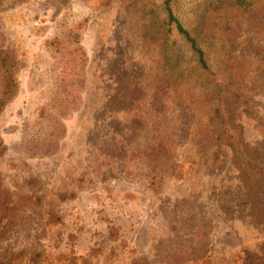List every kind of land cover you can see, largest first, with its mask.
Returning a JSON list of instances; mask_svg holds the SVG:
<instances>
[{"label": "rangeland", "instance_id": "rangeland-1", "mask_svg": "<svg viewBox=\"0 0 264 264\" xmlns=\"http://www.w3.org/2000/svg\"><path fill=\"white\" fill-rule=\"evenodd\" d=\"M141 3L0 0V51L14 82L0 110V181L9 206L0 261L264 264V202L262 215L251 214V195L208 115L226 106L224 118L264 152V0L243 11L174 1L208 61L221 62L216 72L231 88L219 103L205 92L214 75L164 69ZM84 17L78 105L61 121L59 139L34 148L33 121L57 75L47 40ZM183 214L203 234L201 258L171 251V217Z\"/></svg>", "mask_w": 264, "mask_h": 264}, {"label": "trees", "instance_id": "trees-1", "mask_svg": "<svg viewBox=\"0 0 264 264\" xmlns=\"http://www.w3.org/2000/svg\"><path fill=\"white\" fill-rule=\"evenodd\" d=\"M174 1L142 0L141 3L140 14L148 23L147 34L159 40L161 55L166 57L163 62L164 69L167 72H171L173 69L181 72V69L185 71L193 66V72L200 73V78L206 75L209 77L214 75V79L206 83V95L211 100H217V103L222 98L226 101L225 94L229 93L231 87L226 84L225 77L216 72L217 66H220L221 62H217L216 66L215 62L211 64L208 61L198 37L192 35L175 14ZM249 2L250 0H205L203 9H219L222 5L229 4L234 6L236 10L243 11L250 5ZM86 21V17L67 21L61 29H56L51 38L47 40V45L53 47L57 54L53 57L57 62L55 71L57 75L54 77L55 83L47 91V98L33 121L39 138V140L34 141L32 145L34 148L38 149L42 146L46 149L59 139L63 134L61 121L69 116L78 105L79 92L83 85V68L86 61L85 51L80 44V34ZM58 26H62V24ZM221 57V54L217 55V58ZM13 86L8 57L0 51V110L7 101ZM231 92H233L232 89ZM225 110H227L226 106H218L214 110H210L208 112L209 123L216 126L219 139L230 148L231 160L238 168L242 183L251 195V214L262 215L264 152L256 151V146H251L243 139L240 128L233 126L224 118L223 112ZM111 143H113V139ZM261 145H264V142ZM153 166L151 165L147 172H152ZM149 184L154 183L150 182ZM4 192L5 189L0 181V221L4 217L5 211L9 210V206L4 203L5 198L2 196ZM193 220L192 216H184V214L171 217L172 230L175 235L174 245L171 248L172 253L183 255L188 252L194 258H201L199 254L202 246L200 240L203 238V234L201 231H197L196 227H193ZM177 229H180L182 233L177 232ZM178 240L179 244L176 243ZM166 254L168 253L166 252ZM13 262L19 264V261L16 262V260ZM0 264H12V262L0 261ZM193 264L212 263L208 258H204L200 259V262L194 260Z\"/></svg>", "mask_w": 264, "mask_h": 264}]
</instances>
